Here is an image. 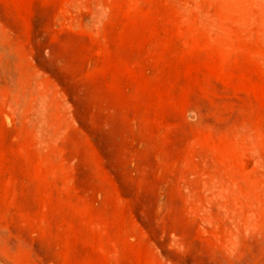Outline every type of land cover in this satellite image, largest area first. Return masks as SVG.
Here are the masks:
<instances>
[{
  "label": "rangeland",
  "instance_id": "obj_1",
  "mask_svg": "<svg viewBox=\"0 0 264 264\" xmlns=\"http://www.w3.org/2000/svg\"><path fill=\"white\" fill-rule=\"evenodd\" d=\"M0 264H264V0H0Z\"/></svg>",
  "mask_w": 264,
  "mask_h": 264
}]
</instances>
